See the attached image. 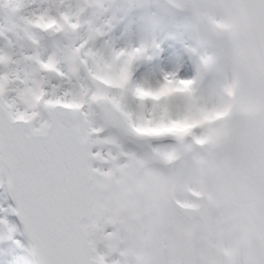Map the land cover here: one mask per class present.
<instances>
[{
	"label": "snow or ice",
	"instance_id": "snow-or-ice-1",
	"mask_svg": "<svg viewBox=\"0 0 264 264\" xmlns=\"http://www.w3.org/2000/svg\"><path fill=\"white\" fill-rule=\"evenodd\" d=\"M0 0V264H264V0Z\"/></svg>",
	"mask_w": 264,
	"mask_h": 264
},
{
	"label": "rangeland",
	"instance_id": "rangeland-1",
	"mask_svg": "<svg viewBox=\"0 0 264 264\" xmlns=\"http://www.w3.org/2000/svg\"><path fill=\"white\" fill-rule=\"evenodd\" d=\"M159 3L161 0H115L119 11L117 20L114 21L112 39L115 42L132 40L141 30L146 9L157 6ZM102 11L97 9L95 12L96 18L101 21L109 15L106 13L101 17L99 13ZM0 23L4 25L5 29L9 27L10 17L6 10L0 11Z\"/></svg>",
	"mask_w": 264,
	"mask_h": 264
},
{
	"label": "clouds",
	"instance_id": "clouds-1",
	"mask_svg": "<svg viewBox=\"0 0 264 264\" xmlns=\"http://www.w3.org/2000/svg\"><path fill=\"white\" fill-rule=\"evenodd\" d=\"M170 2L171 0H161L157 6L147 8L145 16L143 19V24L139 34L132 38L133 41L139 42L141 36L146 32L150 31L155 39L160 42L172 41L169 39L168 35V25L170 23ZM105 9L99 13L101 17L105 16L106 13H109L107 18H111L114 21L117 20V12L119 11L115 0H103ZM125 41H120L118 43H124Z\"/></svg>",
	"mask_w": 264,
	"mask_h": 264
}]
</instances>
